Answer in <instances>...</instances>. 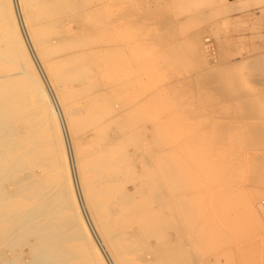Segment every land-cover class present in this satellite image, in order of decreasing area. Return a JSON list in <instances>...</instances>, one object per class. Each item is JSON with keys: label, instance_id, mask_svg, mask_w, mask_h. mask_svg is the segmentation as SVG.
Masks as SVG:
<instances>
[{"label": "bare ground", "instance_id": "6f19581e", "mask_svg": "<svg viewBox=\"0 0 264 264\" xmlns=\"http://www.w3.org/2000/svg\"><path fill=\"white\" fill-rule=\"evenodd\" d=\"M163 1L0 0V264H169L187 240L166 242V229L188 230L192 207L210 203L222 207L199 222L218 236L233 226L238 246L246 226H264L262 97L244 86L246 64L186 62ZM178 191L190 197L168 218ZM140 245L144 263L132 259Z\"/></svg>", "mask_w": 264, "mask_h": 264}, {"label": "rangeland", "instance_id": "374dc122", "mask_svg": "<svg viewBox=\"0 0 264 264\" xmlns=\"http://www.w3.org/2000/svg\"><path fill=\"white\" fill-rule=\"evenodd\" d=\"M165 1H167V3L169 2V3L174 4L172 6H171V4H167V5H170L169 7H173V8H171V11H172V13H174V15L178 16L177 20H179V22L181 24V25H179L180 27L178 26V27L174 28L173 32L177 33L178 34L177 36H179L178 38L182 42L185 43L183 46L184 47L183 52L186 50V52H184V54L186 55V59H188L186 62L193 61L192 59L196 58L194 60L202 59L203 60L202 62H204L206 65H208V63H209V65H211V66L213 65V66L227 67V66H232V65H237V64L238 65L239 64H241V65L246 64V67H245L246 69L244 71L242 70L240 74L244 77H245V75L248 77V81L244 82V83H246L244 86L254 88L255 94L262 97L261 98L262 106L257 109V114L259 117L261 116L260 118H262L264 121V0H221V1H217V2H213L210 0H203L202 2L204 3V5H203V3H201V6H200V8H203L202 9L203 11H197L196 10V12H195V7L192 4L191 5L185 4V8L183 11L181 1L178 3V2H175V0H172V1L164 0L163 2H165ZM187 1L188 0H185V2H187ZM208 1H210V2H208ZM163 2H162V4H163ZM176 5L178 8H180V7L181 8L177 9ZM223 6H226L227 8L223 9ZM201 12H203V13H201ZM183 15L186 16L187 18H184ZM23 22L24 21L20 18V24L21 25H23ZM181 31H183V32L180 33ZM179 33L182 34V37ZM1 39H2V35H0V40ZM27 41L29 44L28 39H27ZM188 55H190L191 57ZM1 56H0V61L2 60ZM253 60L254 61L256 60V61L254 62ZM252 61H253V63H256V65L255 64L253 65ZM224 84H225V87H226V84H227V88L230 87V83L228 85L227 81H225ZM227 88L223 87V90H225V93L228 92ZM75 90H76V88H75ZM75 90H74V92H75ZM78 90H79V88H77L75 93L73 92L74 93L73 96L77 97L76 94L77 95L79 94ZM53 104H54V102H53ZM83 115H86V113H84V114L81 113V117ZM95 116L96 115H91L88 118L92 117V119H94ZM216 128L217 127L212 128V129L213 130L215 129L214 131L217 132V130L219 128H217V129ZM212 129L210 131L214 132ZM199 132L204 133V132H202V130L196 131V132L194 131V134L197 133L196 134L197 137L193 134L195 136V138H194L195 140H196V138L200 139L201 138L200 136L203 137V134L200 135ZM194 136H192V137L190 136L191 137V139L189 138L190 143L195 142V140H192ZM190 140H192V141H190ZM198 141H200V140H198ZM150 145L151 146H149V147L153 148L152 153L153 154L157 153L158 149L156 148L157 147L156 144L152 143ZM97 146H98L97 143L95 145H93V147L90 144L91 150ZM257 149H259V147ZM260 150L262 151V149H259V151ZM193 155L194 154H192L191 156H190V154H185L183 156V158L185 159L186 162H187V158H188V160L191 158L190 161L193 162L194 158L197 159ZM259 155L260 154L256 153V155H254V157H253V158H258V160H256V163H259V158H264L262 155H260V156ZM206 157L207 156H204V157L202 156V163L200 164V166L203 167V166L207 165V161H208L207 159H210V158H208V157L206 158ZM204 158H206L207 161L206 160L203 161ZM257 168H258L257 165H255L254 169L252 171H250V173H249V175L251 174L250 177H254V178L258 177L260 171ZM42 172H44V170ZM215 175H216V173H215ZM215 175L213 178H215ZM128 176H129V178L131 177V179H130V183L128 181L127 187H128L129 192H132V194H134L133 193L134 189L132 186L133 183L131 182L132 178H133V174L128 173ZM211 176H213V174ZM210 178H212V177H210ZM242 186L241 187L239 186V188L241 190L238 188V190H240V192H243L246 189L245 186H243V187ZM261 187H259L258 189L264 190V186H261ZM242 188H244V189H242ZM190 190H192V191H190ZM190 190L187 194H189L190 196H192L194 198L195 195L197 194V193H195V191L197 192V186H193V188H191ZM152 194L149 195L150 198H155L156 196H154V195H156V194H153L154 197H152ZM183 194H182V192H179V191H178V193L175 192L174 195H172V198L174 200V202L172 203L173 206L171 205V208L170 207L167 208L164 206V208H165L164 211L168 210L167 213L165 212L168 218L172 216L173 211L176 209V207L174 210L172 209V207L174 208V205L176 206L177 203L179 204L182 201L183 197H186V196L190 197L189 195H185L186 193L184 194V196H183ZM204 194H205V197L210 196V195H207L208 193L207 194L204 193ZM175 197H177V198H175ZM207 197H206V201H207ZM134 198H135L134 201H136L137 199H139V196H137V195L135 196V194H134ZM140 198L144 199L142 197H140ZM141 199H139V200L142 201ZM136 202H138V201H136ZM175 202H177V203L174 204ZM208 203H210V202H208ZM134 204H136V203L134 202ZM150 205H151V203H149L148 206H150ZM208 205L209 204H207L206 206L208 207ZM151 206H152V208L157 207L156 204L151 205ZM206 206H205V209H201V211L203 213L200 216H199L200 209L198 207H196L199 211L196 210L194 212L195 206L192 207L191 216H192V218L194 216V218H193L194 220L192 219L193 220L192 223H195V224L190 225L188 230H186V228L188 226H184V228L186 227L185 229L183 227L182 228L168 227L166 229V234L168 235V237H164V240L166 242L170 241V242H173V244L177 245V241H178L177 239H179V241H180L181 237L186 238L185 240H187V241H191L193 239L191 242L194 244H192L190 242L188 244L186 241L187 245L185 244V246H187V249L189 248V251H191V252L195 248L196 250L194 249L195 252L193 251V253H194V255L196 254V257L194 259V262L192 260H189L191 262H189V261L187 262V260H186L185 262H187V263H185V264H188V263L189 264H191V263L192 264L193 263L194 264H198V263L201 264L200 263L201 261H202V264H257V263H255V260L260 256V254L262 253V250L264 248V226H262V227L261 226H259V227L250 226L249 227V225L246 226V229L252 228V229H250V231H248V232H250L249 233L250 235H248L247 238L244 241H242L243 242L242 246H238L239 244H242V243H239L241 241L239 239H237L236 235H234L233 226H231L227 231L222 232L218 236V235H213L212 227L210 225L205 223L203 226L200 223L201 222L200 220H203L204 218H207V220H208V214L209 213L213 214V211L219 212V210H220L219 208L222 207L220 204L218 206L216 204H214L213 206H215V210H216L215 211L213 208L210 209V207H212L211 203H210L209 208H207ZM219 206H221V207H219ZM207 209H208V211H207ZM209 209H210V211H209ZM146 212L148 213V211H146ZM197 213H198V216H196ZM150 215H152V214H150ZM214 215H215V213H214ZM88 216H90V215L88 213H85L86 219L89 218L88 220H90V217H88ZM210 216L211 215L209 214V217ZM200 218H202V219H200ZM243 227L245 228V225ZM173 228H175V229H173ZM176 229L177 230L178 229L179 230L184 229V230H180V231L178 230L179 231V233H178L176 231ZM189 234H191V235H189ZM222 234H223V236H222ZM183 235H184V237H183ZM204 236H206V237H204ZM212 236H214V238ZM148 237H150V236H147V238ZM151 237H150V239L148 238V241L150 240L149 243H152V245H153L156 243V240L154 238H151ZM222 237H224V238H222ZM216 238H219V239H216ZM234 238H235V240H234ZM148 241H147V244H149ZM179 241H178V243H179ZM214 241H216V242H214ZM214 243H215V246H214ZM232 243H233V245H232ZM189 245H191V246L189 247ZM192 245H193V247H192ZM140 246H138L139 248H136L132 252V253L135 252L134 255H132V253L129 255H132V259H135V260L139 259L138 261H140L141 258L143 259V257H144V259L142 260L144 263L146 259L150 260L152 256L150 253H148L149 249H147V248L143 249L142 247H145V246H141V247ZM211 246H214V248ZM141 248H142V250H141ZM138 249H140L141 252L144 251V255H141V253ZM187 249L185 247L184 248L182 247L183 251H181V250H179V251L185 252ZM177 251H178V249H177ZM179 251L177 253L180 256L181 253H179ZM229 252L231 253L230 254L231 257L230 256L228 257ZM161 253H164V252H161ZM142 254H143V252H142ZM162 255H165V253ZM176 255L177 254H175V256H174L175 260L177 258H179V256L177 255L178 256L177 257ZM161 257H163V256L160 255L158 258H161ZM181 257H182V255L179 258L180 262L182 261ZM216 257H218V258H216ZM162 259H164V258H162ZM174 259L173 258L170 259L168 263L169 264L180 263V262H178L179 259H177V261H175ZM199 260H201V261H199ZM131 261L134 263V260H131ZM167 261L168 260H166V262ZM160 262H162L161 259H160ZM166 262L163 264H166Z\"/></svg>", "mask_w": 264, "mask_h": 264}]
</instances>
